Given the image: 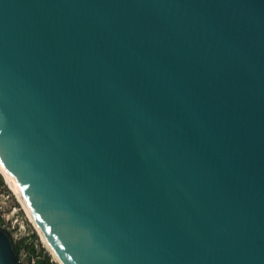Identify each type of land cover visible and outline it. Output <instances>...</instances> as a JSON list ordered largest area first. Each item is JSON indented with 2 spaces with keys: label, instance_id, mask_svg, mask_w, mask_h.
Wrapping results in <instances>:
<instances>
[{
  "label": "water",
  "instance_id": "water-1",
  "mask_svg": "<svg viewBox=\"0 0 264 264\" xmlns=\"http://www.w3.org/2000/svg\"><path fill=\"white\" fill-rule=\"evenodd\" d=\"M0 165L63 264H264V0H0Z\"/></svg>",
  "mask_w": 264,
  "mask_h": 264
},
{
  "label": "built area",
  "instance_id": "built-area-1",
  "mask_svg": "<svg viewBox=\"0 0 264 264\" xmlns=\"http://www.w3.org/2000/svg\"><path fill=\"white\" fill-rule=\"evenodd\" d=\"M11 196L12 192L10 190H4L0 187V226L9 232L15 244V242H19L22 239L27 240L33 230L32 232H27L26 223L24 224L23 220L16 215L19 207L17 203H11ZM17 252L20 263H23L22 260L26 259L25 264H35L36 257L30 255L24 246H20Z\"/></svg>",
  "mask_w": 264,
  "mask_h": 264
},
{
  "label": "bare ground",
  "instance_id": "bare-ground-1",
  "mask_svg": "<svg viewBox=\"0 0 264 264\" xmlns=\"http://www.w3.org/2000/svg\"><path fill=\"white\" fill-rule=\"evenodd\" d=\"M0 172L3 175V177H4L6 185L9 187V189L11 190V192L14 195L15 199L17 200V202L19 203L20 207L24 211V214H25L26 218L33 225V227L36 229L37 233L39 234L40 239L43 242V244L48 248V250L54 256V258L57 259L58 264H63L61 262V260L59 259V257L56 255L55 251L53 250V248L51 247L49 242L47 241V239L44 236V234L42 233L40 225L38 224L37 220L32 215V213H31V211L29 209V206H28L27 202L25 201V199L23 198L21 192L18 190V188L15 186V184L12 182V180L8 177V175L4 172V170L1 167V165H0Z\"/></svg>",
  "mask_w": 264,
  "mask_h": 264
},
{
  "label": "trees",
  "instance_id": "trees-1",
  "mask_svg": "<svg viewBox=\"0 0 264 264\" xmlns=\"http://www.w3.org/2000/svg\"><path fill=\"white\" fill-rule=\"evenodd\" d=\"M0 187L4 190L9 189L6 187L2 176L0 175ZM31 237L37 238V234L33 231L30 235ZM20 246H24L28 253L30 255L35 256V264H57L55 261L51 259V256L49 253L43 248H36L33 242L28 243L26 239H22L19 242H15V248L18 251ZM20 264H25V263H20Z\"/></svg>",
  "mask_w": 264,
  "mask_h": 264
},
{
  "label": "rangeland",
  "instance_id": "rangeland-1",
  "mask_svg": "<svg viewBox=\"0 0 264 264\" xmlns=\"http://www.w3.org/2000/svg\"><path fill=\"white\" fill-rule=\"evenodd\" d=\"M6 185V184H5ZM6 187H7V185H6ZM8 188V187H7ZM11 203H13V204H15V203H17V205H18V210H17V212H16V215L20 218V219H22L23 220V223L25 224L26 223V229H27V232H32V230L37 234V238H34V237H31V236H29V238L27 239V241H28V243H30V242H33V244L35 245V247L36 248H40V247H43L48 253H49V255L51 256V259L53 260V261H57V259L56 258H54V256L51 254V252L48 250V248L43 244V242L41 241V239H40V236L38 235V233H37V231L35 230V228L33 227V225L28 221V219L26 218V216H25V214H24V211L22 210V208L20 207V205H19V203L17 202V200L15 199V197H14V195L12 194V196H11ZM20 209V210H19ZM3 222H2V220H1V224H2ZM23 261V263H25L26 262V259H24V260H22ZM56 263H58V261L56 262Z\"/></svg>",
  "mask_w": 264,
  "mask_h": 264
}]
</instances>
